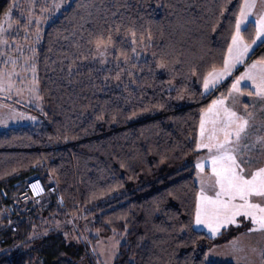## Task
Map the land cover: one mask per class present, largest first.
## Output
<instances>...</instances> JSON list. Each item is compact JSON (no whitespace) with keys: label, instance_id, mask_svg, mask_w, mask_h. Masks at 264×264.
Returning a JSON list of instances; mask_svg holds the SVG:
<instances>
[{"label":"trees","instance_id":"trees-1","mask_svg":"<svg viewBox=\"0 0 264 264\" xmlns=\"http://www.w3.org/2000/svg\"><path fill=\"white\" fill-rule=\"evenodd\" d=\"M14 1L0 0V26ZM240 2L73 0L46 27L37 51L44 120L0 132V264L36 256L38 264L99 263L90 246L61 232L30 240L40 218L21 215L16 196L31 177L43 182L41 199L50 198L43 215H86L101 236L125 234L114 264H217L208 250L241 229L211 237L194 227L196 141L201 110L229 84L207 94L202 86L212 66L222 67ZM250 29L242 31L248 42ZM101 31L112 35L114 60L130 58L133 39L149 57L117 82L114 64L91 63L89 41ZM261 56L264 45L252 53ZM32 243L9 256L15 244Z\"/></svg>","mask_w":264,"mask_h":264},{"label":"rangeland","instance_id":"rangeland-1","mask_svg":"<svg viewBox=\"0 0 264 264\" xmlns=\"http://www.w3.org/2000/svg\"><path fill=\"white\" fill-rule=\"evenodd\" d=\"M72 2L73 0H15L6 12L8 15H4L0 26L3 29L0 31V40L7 41V43H0V54H6L0 55V69H4L5 73L12 72L13 75L9 77L5 74V83L0 86V132H6L10 128L35 125L44 120L43 101L39 94L37 79V51L46 27ZM13 5H18V7ZM28 17H31V23L25 26ZM37 30L39 31V39H37ZM133 48L136 49V52H132L127 61L120 58L114 60L112 47L107 51L101 50L103 55L95 49L91 63L98 65L103 70H111L114 64V68L119 72L116 81L120 82V80L127 78L126 72L130 68H136L138 64L145 62L149 57V48L145 42L136 40ZM254 48L256 50L258 47L254 46ZM254 51L250 52L251 56L246 57V63L259 59L252 58ZM9 57L15 59V65L12 64ZM5 61L8 62L5 63ZM242 71H244V67H238V70H234V75H239ZM117 82L113 83L116 87L118 86ZM226 82H229V84L224 93L220 94L227 95L231 78L226 79L222 84ZM241 87L244 91L248 90L244 84ZM203 91L205 93L204 89ZM245 103L250 105L249 111L254 114L256 126L249 133L254 140L256 136H264V128L260 127L261 123L264 122V112L261 111L264 108V101L242 96L239 98L238 110L239 106ZM198 152V157L207 154L206 149H198ZM250 155L253 157L252 165L264 163V151H261V146L258 143L250 152ZM195 171L200 188L201 178L197 176L196 168ZM209 175L210 168L206 166L204 175L206 186L211 183L208 179ZM20 193L18 192L16 196L22 203L19 207V213L27 216L32 222H36V217L40 218L37 220L30 240L36 241L53 231L61 232L69 243L90 246L95 257L99 259V263L96 264H114L119 246L125 240V234L114 231L109 236H101L93 230L92 220L86 215H69L61 218L52 211L43 215L50 204V198L44 200L43 198L40 200L26 198L24 200L20 198L22 196ZM237 219L241 221L239 226L221 227L215 236H218L223 229L240 228L241 232L233 240L210 248L206 255L207 261L217 264H264V232H248V228L252 227L251 223L243 221L240 217ZM195 228L210 235L207 229L199 226H195ZM94 236L97 239L94 240ZM210 236L212 237V235ZM35 246L36 243L29 246L15 244L11 249H8L9 256L14 257L29 248H35ZM37 259L36 256L31 264H38ZM88 259H90V256L83 259L81 264H88Z\"/></svg>","mask_w":264,"mask_h":264},{"label":"snow or ice","instance_id":"snow-or-ice-1","mask_svg":"<svg viewBox=\"0 0 264 264\" xmlns=\"http://www.w3.org/2000/svg\"><path fill=\"white\" fill-rule=\"evenodd\" d=\"M234 19L230 42L221 57L222 67L212 66L203 75L202 82L205 93L215 91L228 78H231V85L227 89V95L220 94L201 110L199 138L196 141V148L206 149L207 154L198 157L195 163L197 176L201 180L195 199L194 227L207 229L212 236L221 227L239 226L241 221L238 217L251 223L252 227L248 228V232H264V163L252 165L253 157L250 155L257 143L261 146V151H264V136H256L253 140L249 135L256 126L254 114L249 111L250 105L245 103L238 110L239 98L242 96L264 101V56L246 63V57L255 50L254 46L264 45V0H242ZM30 23L31 17H28L25 26ZM249 25L251 42L242 35V28L248 30ZM134 35L133 33V37ZM0 43L7 41L0 40ZM89 43L94 44L96 50L103 55V51L113 47L112 35L101 31ZM132 43H135L134 39ZM132 52L135 53L136 49L132 48ZM119 55L127 61L125 53L121 52ZM9 59L15 65V59ZM241 66L244 71L234 75V70ZM5 74L9 77L13 75L12 72L5 73L4 69H0V86L5 83ZM242 84L247 87V91L242 89ZM261 111L264 112V108ZM260 127L264 128V122ZM206 166L210 168L208 179L211 181L207 186L204 179ZM31 187L34 191H43L39 187V181Z\"/></svg>","mask_w":264,"mask_h":264},{"label":"built area","instance_id":"built-area-1","mask_svg":"<svg viewBox=\"0 0 264 264\" xmlns=\"http://www.w3.org/2000/svg\"><path fill=\"white\" fill-rule=\"evenodd\" d=\"M36 181H39V187L43 189V191H34L33 188L31 187ZM45 194V187L43 185V182L39 177H31L28 179L26 187H25V192L22 194L23 199L26 198H31L33 200H40L41 197ZM56 198L57 201L62 205L63 200L62 197L59 193H56ZM14 212V210H13Z\"/></svg>","mask_w":264,"mask_h":264},{"label":"crops","instance_id":"crops-1","mask_svg":"<svg viewBox=\"0 0 264 264\" xmlns=\"http://www.w3.org/2000/svg\"><path fill=\"white\" fill-rule=\"evenodd\" d=\"M259 6V5H258ZM251 56V55H250ZM250 58V57H249ZM238 70V69H237ZM255 102H256V100H255Z\"/></svg>","mask_w":264,"mask_h":264}]
</instances>
